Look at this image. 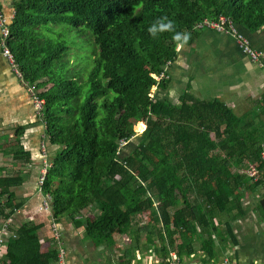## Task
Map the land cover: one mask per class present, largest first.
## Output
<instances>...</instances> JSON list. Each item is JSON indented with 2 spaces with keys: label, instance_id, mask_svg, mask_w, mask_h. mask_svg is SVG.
<instances>
[{
  "label": "trees",
  "instance_id": "1",
  "mask_svg": "<svg viewBox=\"0 0 264 264\" xmlns=\"http://www.w3.org/2000/svg\"><path fill=\"white\" fill-rule=\"evenodd\" d=\"M10 6L7 44L22 80L42 100L38 117L56 146L41 185L51 198V218L83 226L96 245L109 247L116 234L137 242L144 230L146 245L155 246L163 264L180 261L195 243L212 260L218 225L234 208L236 191L264 187L258 122L264 124V113L238 115L189 88L178 102L154 98L151 90L170 84L167 67L183 42L173 39L175 33L193 43L199 22L221 17L226 29L264 30V0H10ZM160 17L172 29L153 37L147 28ZM53 24L79 29L92 41V65L80 81L72 74L69 43L55 37ZM162 73L168 77L153 76ZM136 123L137 130L145 128L133 143ZM0 150L28 161L18 140ZM249 163L259 167L256 180L239 172ZM22 181L20 173H0V224L23 205L14 189ZM91 206L99 212L82 217ZM142 214H150L152 225H138ZM224 227L234 239L232 225ZM8 231L1 264L59 260L52 230L47 239L53 244L43 250L42 223H10Z\"/></svg>",
  "mask_w": 264,
  "mask_h": 264
},
{
  "label": "crops",
  "instance_id": "2",
  "mask_svg": "<svg viewBox=\"0 0 264 264\" xmlns=\"http://www.w3.org/2000/svg\"><path fill=\"white\" fill-rule=\"evenodd\" d=\"M2 10L9 14L10 0H0ZM236 30L248 39L250 45L259 52V60H253L243 51L239 39L230 29L204 27L193 43L183 41L178 46L177 58L167 67L170 84L167 88L153 86L155 98L178 102L186 89L199 99H219L234 112L243 116H258L264 113V30L250 31L243 26ZM30 87L12 70L0 50V146L18 140L29 153L27 162H17L11 155L0 150V161L10 157V169L1 174L20 173L23 181L16 194L24 200L23 205L11 216V224L23 220H34L43 224V250L53 243L47 238L51 232V213L42 208L43 194L37 189V179L44 159L50 158L56 149L45 137L44 124L39 119L32 103ZM260 126L264 124L258 119ZM16 130L19 131L16 133ZM44 148V152L42 151ZM10 155V156H9ZM234 208L224 213L215 235L216 255L207 260L206 255L195 243L193 251L182 254L181 260L171 264H222L227 259L230 264H264V187L256 185L237 190ZM99 212L95 206L86 208L81 216L93 217ZM138 225H152L150 214L140 215ZM149 218V219H147ZM232 225L234 239L226 233L224 224ZM60 229L64 249L65 264H163L164 260L155 246H147V232L141 231L136 242L126 236L127 250L117 244L96 245L87 235L83 226L67 221ZM48 235V236H47ZM143 240V241H144ZM55 245V243H54ZM142 245L144 249L141 248ZM57 246V245H56ZM58 248V247H57ZM5 245L0 244V257ZM175 255V252H172ZM1 264V261H0ZM50 264H61L53 261Z\"/></svg>",
  "mask_w": 264,
  "mask_h": 264
},
{
  "label": "built area",
  "instance_id": "3",
  "mask_svg": "<svg viewBox=\"0 0 264 264\" xmlns=\"http://www.w3.org/2000/svg\"><path fill=\"white\" fill-rule=\"evenodd\" d=\"M14 11L11 10V12L9 14H6L1 6H0V50H1V54L3 55V57H5V59L8 61V63L10 64L12 70L14 71V73L18 76L21 77L19 74V71L17 69V66L14 62L12 53L9 49V46L7 44V39H8V35H9V23L13 17ZM222 21H213V20H209V19H204L203 21L199 22L197 24L198 28H214V29H218V30H222V29H226L225 26L223 25V22L225 21L224 17H221ZM230 30H232V32H234L237 36V38L239 39V42L241 44V47L243 49L244 52H246L250 58H252L253 60H259L260 54L257 50H255L249 43L248 39H246L242 34H240L235 27L231 28ZM153 76L160 80L162 77H168V75H165L164 73L160 74V75H156L153 74ZM31 91V89H30ZM31 95H32V101H33V106L37 112V114H40V108L42 105V100L40 98H38L37 96L32 94L31 91ZM125 144L124 141L121 142V145ZM42 151L44 152V148L42 147ZM262 159L264 161V150L261 153ZM50 164V162L47 159H44L43 161V166L42 169L40 171V174L38 176L37 179V189L41 192V185L43 182V178H44V174L46 172V167ZM240 173H246L248 174L250 177H252L253 179H258L259 177V167L256 163H249L247 167H244L242 169L239 170ZM42 193V192H41ZM50 196L47 194H43L42 197V201H41V205L42 208L47 209L50 212ZM11 223V220L8 219L7 221L3 222L0 224V244H4L5 242V238L8 236V225ZM51 230L53 232L54 238L58 241V249H59V261L61 262V264H65L62 260L63 255H64V249L62 246V242H61V238H60V231L58 229V223H56L53 218H52V223H51ZM176 261L179 262V259H176ZM222 264H230L229 261L227 259H225Z\"/></svg>",
  "mask_w": 264,
  "mask_h": 264
},
{
  "label": "rangeland",
  "instance_id": "4",
  "mask_svg": "<svg viewBox=\"0 0 264 264\" xmlns=\"http://www.w3.org/2000/svg\"><path fill=\"white\" fill-rule=\"evenodd\" d=\"M55 28V37H61L66 42L69 43L70 46V63H71V69L73 76L80 81L81 78H84L87 71L90 69L92 65V59L94 57V54L92 52V41L89 40L84 33L81 32L79 29H72L69 26L65 24H53ZM58 33H61L58 35ZM30 89V88H29ZM211 99V98H208ZM33 103V101H32ZM137 123L134 125L135 135H134V142L138 141V138H140L142 131L144 130L145 126H139L138 130L136 129ZM10 156V155H9ZM10 157H6V159H3L0 161V164H4L5 167L11 168L10 165ZM14 172V173H13ZM10 173L15 174V169L11 171ZM15 191L17 190V187L14 188ZM138 219H144L143 217H139ZM149 219V218H147ZM66 223V222H65ZM64 222H58V229L59 227H62ZM60 231V229H59ZM126 236L127 234L119 235L116 234L114 236V244H117L121 250H127L126 246L124 245L126 242ZM147 239V235L145 236ZM132 240H135L134 237ZM144 240V239H143ZM141 238V242H146L147 240L143 241ZM136 241V240H135ZM138 241V240H137ZM146 244V243H144ZM145 245H142L141 248L144 249ZM126 252V251H124Z\"/></svg>",
  "mask_w": 264,
  "mask_h": 264
},
{
  "label": "clouds",
  "instance_id": "5",
  "mask_svg": "<svg viewBox=\"0 0 264 264\" xmlns=\"http://www.w3.org/2000/svg\"><path fill=\"white\" fill-rule=\"evenodd\" d=\"M172 29V23L171 21L167 20L164 17L156 18V20L150 24L147 28V32L149 35L155 37L158 32L164 31V30H171ZM188 38L187 34H181L179 32L175 33L173 36L174 40H183L186 41Z\"/></svg>",
  "mask_w": 264,
  "mask_h": 264
}]
</instances>
